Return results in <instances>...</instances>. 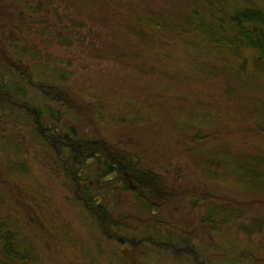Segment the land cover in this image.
<instances>
[{
  "label": "rangeland",
  "instance_id": "374dc122",
  "mask_svg": "<svg viewBox=\"0 0 264 264\" xmlns=\"http://www.w3.org/2000/svg\"><path fill=\"white\" fill-rule=\"evenodd\" d=\"M18 1L0 0V22H4L0 32L4 42L19 46L33 43L38 46L40 59L35 64L31 61L29 69L25 70L28 76H48L52 71L59 73L57 79H60V72L67 75L63 85L59 84L58 87L70 101L52 106L61 112L62 108L65 111L66 107H70L60 128L62 134L68 132L73 138L103 140L109 148H120L126 152L132 150L136 156L146 160L147 170L162 177L161 197L155 206L160 207V212L153 216H163L165 222L163 227L155 229L159 228L161 232L170 231L169 228L177 229L180 242L187 237L194 246L178 245L172 250V255L181 258L192 252V259L181 260V264H209V259L212 261L210 255H214V260L221 264L226 252L229 259L242 264H264V188H255V192L247 190L236 179V173L226 171L228 164L219 165V171L215 166L199 164L202 156L207 158L209 154L219 157L223 164L226 149L232 159H238L236 163L249 157L252 160L256 155L264 157V86L253 88L240 81L233 82L234 94L228 96L225 94V78L220 75L212 82L206 81L205 85L186 83L190 76H194L190 79L197 76L193 75L195 72H186L189 71V62L181 49L171 42L169 46L162 42L144 47L125 26L127 16L123 9L120 11L122 4L118 5L122 0H106L109 12L96 6L94 15L88 11L74 10L64 0H35L42 11L28 21L36 34L25 39L21 34L23 30H20L22 24L18 11L27 0ZM162 4V0H141L140 3L149 5L151 11L162 8ZM53 9H57L60 16H66L68 21L58 22L52 14ZM7 17L14 21L9 23ZM74 22L78 26L82 22L83 27L72 30ZM44 26L52 28L57 38L68 35L70 45L61 44L46 32L39 35L37 31ZM64 28L70 30L63 31ZM17 39L23 41L19 43ZM2 47H5L4 43ZM202 58L205 56L202 55ZM2 60L9 64V60L6 61L0 53V62ZM160 65L165 69L174 66L177 72L189 77L185 80L180 78L179 82L176 76L161 73L158 70ZM7 71L6 74H9ZM10 72L13 70L10 69ZM33 87L39 85L34 83ZM34 88L27 87L22 100H32L33 105L40 107V98L37 100L41 92ZM209 94L219 96V116L214 115L206 122L198 123L188 119L186 109L191 105L205 107L203 101L210 100ZM177 96L184 99L178 101ZM227 97H231L229 107ZM98 102L105 109L102 115L106 124L99 123L95 118L94 108ZM124 103L145 110L151 117L150 123L132 127L110 121L109 114ZM116 113L122 115V109ZM42 119L45 121L43 116ZM179 122L191 124L193 131L179 133L176 128ZM44 123V127L51 125L53 130L58 127V124ZM12 124L13 129L9 124L0 123L1 128L6 130L5 140L0 139V196L3 198L0 200L5 201L0 221L9 224V232L18 234V238L24 239L26 244L34 245L37 264H90V257L93 264H113V259L118 257L135 260L136 264H177L170 254V257H164L139 248L138 235L132 236L134 232L131 229L120 231L122 229L112 227L117 237L133 241V247L118 244L116 239L110 240L101 232H105L106 223L102 219L98 223V216L83 207L80 199L84 197L82 191L100 206L106 207L105 219L108 221L142 220L141 217L145 215L136 214L130 209L131 205L134 206L132 194L111 191L118 181L100 188L96 181L83 173L80 176L81 181L84 180L83 187H74L65 172L69 173L65 169H69L70 163L61 155L57 142L53 141L56 135L52 132L49 135L51 139L46 138L45 146H42L33 129L24 126L27 122L23 112L15 113ZM196 152L200 155H193ZM197 158L201 162L195 164ZM231 165L233 168L234 162ZM206 167L214 170L211 178L203 175ZM200 187L203 190L199 192L209 199V205L220 212L232 213L227 224L219 220V234L209 236V227L199 223L202 203L198 205L196 202L198 206L194 209L184 206V193L190 188ZM96 194L109 198L98 196L96 200ZM16 202L22 203L19 212ZM33 219H38L40 229L32 228ZM129 225L132 228L135 226L130 222ZM243 227L253 228L252 233L246 234L241 230ZM245 247L252 250V262L244 258L250 253Z\"/></svg>",
  "mask_w": 264,
  "mask_h": 264
},
{
  "label": "trees",
  "instance_id": "16d2710c",
  "mask_svg": "<svg viewBox=\"0 0 264 264\" xmlns=\"http://www.w3.org/2000/svg\"><path fill=\"white\" fill-rule=\"evenodd\" d=\"M64 2H68L67 4L72 6L74 10L88 11L92 15L96 12L94 10L96 6L98 9L106 10V13L109 12L106 0H64ZM140 3L141 0L140 2L135 0H122L121 3H118L119 6L122 4L120 11L123 9L127 16L125 26L128 28L129 32L134 33L133 36L144 47L160 44L162 42H165L168 46L169 42L175 44L181 49L189 62V71L186 72H195L196 74L193 75L197 77L190 79V77L194 76L189 77L183 72H177L174 66L173 68L171 67V69H165L163 65H160L158 70L161 73H166L172 77L176 76L177 80L180 78L185 80L189 77L186 83L199 82L200 85H205L206 81H208V83L212 82L213 79L218 78L220 75L225 78L227 85L225 94L228 96L234 94V85H231L233 82L237 83V81H240L242 84H249L253 88L255 86H264V0H162V8L159 7V9L155 11H151L149 5L143 6L140 5ZM67 8L68 7H66V9ZM41 11L42 10L36 5L35 0H27L19 8L18 18L22 24L20 30H23L21 34L24 39L26 36L31 38L32 35L36 34L31 30L28 21H32L34 16ZM44 12L46 13V11ZM98 13H100L99 10ZM52 14L57 17L58 22H64V20L68 19L66 16H60L57 9H53ZM42 20H44V18ZM81 27H83L82 22L79 26L76 25L75 22L74 25H71V28H73L72 30ZM68 30L70 29H63V31ZM37 32L39 35H43V33L46 32L55 38L58 37L53 32L52 28L48 29L46 26L41 27ZM66 36L57 38V40H59L61 44L70 45L71 41L69 36ZM17 41L20 43L23 39H17ZM46 41L49 42L47 39ZM4 44V49L9 55V64L5 61L3 62V60L0 62V123L9 124L13 129L12 117L14 116L15 118V113L23 112L27 122L24 126L33 129L32 131L36 133V137L43 143L42 146H45L47 141L45 135H50L53 132L56 138L61 140L57 145L61 155L70 163L69 169H65L69 170V173L67 171L65 172L68 174L67 176L71 179L74 187L75 185L76 187L77 185L83 187L82 182H84V180L81 181L82 178L79 177L78 174L82 168L88 173L89 169L86 168V160L88 158L94 157L96 163L104 168L103 172H97L98 178L109 175L112 172L114 159L120 160L123 164V169L129 174L130 180L134 186V189H131L128 181L125 180L120 189V191L130 193L134 196L132 198L134 206L131 205L130 209L136 214L152 217L148 224H143L140 221L132 222L130 219L111 222L106 218L102 221L106 223L107 229L105 228V232H101L105 233L110 240L116 239L118 244L130 245L133 247V241L128 242L126 237H117L116 233L112 231V227L122 229L120 231L131 229L134 232L132 236L138 235L136 238L139 239L137 243L139 248H142L143 251L145 250L148 253H156L164 257H170V255L173 254L172 250L178 247V245L189 246L191 248L194 247L190 244L191 241L187 237L186 239L183 237L182 242H180V232H178L177 229L169 228L170 231L167 230L166 232H161L159 228L155 229V227H163L165 222L163 216L155 217L152 215V208L158 205L159 197H161L160 191L162 190V181L160 178L162 177L156 175L153 171L147 170L146 166L148 164H145V159L136 156L132 150H127L126 152L124 149L122 150L114 147H108L109 149L105 150L102 145L97 143H105L103 140L73 138L68 132L63 133L64 136L61 138L57 135L55 129L53 130L48 126H43L45 121L51 122L52 124H59L64 119L66 111L70 109V107H66L64 111L62 108L61 112L59 109L52 107L54 103L70 101L65 95V92L62 90L59 91L60 89L58 87L59 84L63 85L65 82L64 78H66L67 75L61 74L60 72V79H57L59 73L52 71V74L48 76L41 74L38 78H33L31 75L28 76L25 70L29 69L31 61L33 60V64H35V62L40 59V56L37 55L39 51L38 46L33 43L21 46L18 44H8V42ZM202 55H204L205 58H202ZM206 56H208V58ZM11 61L14 62L13 65ZM4 64L5 66H3ZM140 67L144 69L143 66ZM4 69H8V71ZM10 69H12L13 72H10ZM151 70H154V67H151ZM6 71L9 72V74H6ZM199 77H201V79H197ZM179 82H181V79ZM34 83L38 84L39 87L34 88ZM27 87L30 89L34 88L41 92V94L38 93L39 97L37 100L39 101L40 98V103H42L40 107L33 105L32 100L27 102L22 100L26 96ZM207 96H209L210 100L208 102L203 101L205 107L201 108L197 105H191L186 109L188 119L197 121L198 123L200 121L206 122L211 116H219V96L213 94ZM79 98L82 99V96L80 95ZM177 98L178 101L184 99L180 96H177ZM227 98V106L229 107L231 97ZM96 101H98L97 97ZM186 101L187 100H184L183 102ZM181 106L183 108V105ZM118 107V109H122V115L116 113L118 109L112 114L108 113L110 121L114 120L117 122L116 124L119 125L129 124L132 127L136 125H148L150 123L149 120L151 117L145 110L130 103H124ZM94 110L95 118L98 122L106 124L104 123L105 118H103L102 115L105 109L100 102L96 103ZM42 116L45 118V121L42 119ZM17 117L19 118V115ZM197 123L195 122L194 124L196 125ZM1 127L3 126H0V139L5 140L6 137L4 135H6V130ZM176 128L179 133L182 131V134L190 133L194 129L191 124H180V122L177 123ZM40 129H43L42 133ZM74 135L76 134L74 133ZM226 152L227 153L224 154L226 160L223 161V164L221 163L222 161H219V157L212 154H209L207 158L202 156V162L197 158L194 163L201 162L199 164H203L204 166H215L217 171H219V165L228 164L226 171L236 173L237 176H234L247 190L254 192L255 188L262 190L264 188V157L256 155L252 157V160L249 157L248 160L236 163L238 159H232V155L228 153V149H226ZM96 154H98L99 157L96 156ZM193 155L196 156L200 154L196 152ZM101 158L104 160H101ZM231 162H234L233 168H231ZM213 171V168L206 167L205 170L203 169V175L211 178V173H213ZM205 172L207 173L205 174ZM228 175L233 177L231 174ZM88 177H91L89 173ZM199 190H203V188H190L184 193V206L186 208L191 206L193 207L192 209H194L202 203V208H199L201 211L200 213H202L199 223L209 227V236L219 234V220L227 224L232 213H230L231 211L220 212L215 207L209 205V199L207 197H202V192H199ZM75 191H77V189ZM81 195H84V197H80L83 207H94L96 203H98L94 201L92 197H88L89 194L84 191H82ZM98 196L104 199L109 198V196L96 194V200L99 199ZM0 199L3 198L0 196ZM196 202L199 204L195 205ZM4 203L5 201L3 202L0 200V214L3 212V207H5ZM15 205L18 209L17 212H19L22 203L16 202ZM156 208L160 209L158 206ZM97 219L99 223L101 218L98 217ZM33 220L31 222L32 228H38V219ZM129 222L135 225L134 228L129 225ZM8 227L9 224H3L0 221V264H37L38 257L33 253L35 251L34 245H31L29 242L26 244L24 239L21 240L18 238V234L9 232L10 230ZM252 229L251 227L241 228L246 234H251L252 232L250 231ZM184 235L185 232L183 231V236ZM213 246L217 249L216 245ZM245 249L250 253L246 256L242 255L245 256L244 258L246 261L251 260L252 262L253 256L251 248L245 247ZM194 253L195 252H193V254ZM190 256H192V252L189 251L188 254L181 258L173 256V260L177 264H181V260H191L192 257ZM210 256H212V261L209 259V264H219L214 260V255ZM222 257L221 264H233V262L234 264H242V262L229 259L230 256L226 254V252L223 253ZM113 260V264H136L135 260L126 259L124 257H118ZM89 261L90 264H93L91 257Z\"/></svg>",
  "mask_w": 264,
  "mask_h": 264
},
{
  "label": "flooded vegetation",
  "instance_id": "af4514ba",
  "mask_svg": "<svg viewBox=\"0 0 264 264\" xmlns=\"http://www.w3.org/2000/svg\"><path fill=\"white\" fill-rule=\"evenodd\" d=\"M6 20L10 23L11 21H14L13 20V18H9V17H7L6 18ZM4 22H0V30H1V25L3 24ZM0 41H1V47H0V53L3 55V57L6 59V60H9V57H8V55L5 53V51H4V48L2 47L3 46V43H5L4 42V40H3V36H2V34H1V32H0ZM11 64L13 65L14 64V62L13 61H11ZM63 120L58 124V127H57V129H55L56 131H57V135L58 136H60L61 138L64 136V134H62L61 132H60V128H61V126L63 125ZM50 129H52L51 128V125L50 126H48ZM42 131H43V129H40V132L42 133ZM45 137L46 138H50L51 136H49V135H45ZM51 139V138H50ZM53 141H55V142H57V144H58V142L59 141H61L59 138H53ZM97 143H99L100 145H102L103 146V148L105 149V150H108L109 148H108V146L107 145H105V143H103V142H97ZM110 155H111V153H110ZM96 156H98L99 157V155L98 154H96ZM110 157H112V156H110ZM113 158V157H112ZM101 160H104L103 158H101ZM92 162V163H90L89 164V162ZM86 168L87 169H89L88 170V173H89V175H91V177H90V180H92V181H96L97 182V184L98 185H100V188L103 186V185H108V184H111V183H113V182H117L118 181V183H117V185H114V186H112V188H111V190H113V191H118L119 192V190L122 188V186H123V181H128V184H129V187H131V189H134V186H133V184H132V182H131V180H130V177H129V174H127V172L123 169V164H122V162L120 161V160H117V159H114V164H113V166H112V172L109 174V175H106L105 177H101V178H98L97 176V172H99V171H101V172H103L104 171V168H102V166H99L97 163H96V161H95V159H94V157L93 158H88L87 160H86ZM83 173H86V174H88L87 172H85V169L84 168H82L81 170H80V173L78 174V176L80 177ZM118 176H120L119 178H118ZM106 183V184H105ZM118 187V188H117ZM120 195H121V193H120ZM86 206V205H85ZM88 211H90V212H92V214H94V215H97L99 218H101L103 221H104V219H105V216H106V207L104 206H100V204H98V203H96V205L94 206V207H85ZM158 212H160V209L159 208H156V207H154V208H152V215H156V213H158ZM137 218V217H136ZM142 218V220L141 219H136V220H138V221H142L141 223H143V224H148L149 222H150V220L152 219V217H145V216H143V217H141Z\"/></svg>",
  "mask_w": 264,
  "mask_h": 264
}]
</instances>
